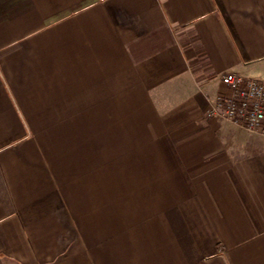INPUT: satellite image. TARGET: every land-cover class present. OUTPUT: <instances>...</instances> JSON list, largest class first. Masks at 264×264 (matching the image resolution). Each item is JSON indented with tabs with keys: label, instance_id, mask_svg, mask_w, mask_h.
Wrapping results in <instances>:
<instances>
[{
	"label": "crops",
	"instance_id": "0c3cea01",
	"mask_svg": "<svg viewBox=\"0 0 264 264\" xmlns=\"http://www.w3.org/2000/svg\"><path fill=\"white\" fill-rule=\"evenodd\" d=\"M226 70L264 79V0H0V264H264Z\"/></svg>",
	"mask_w": 264,
	"mask_h": 264
},
{
	"label": "built area",
	"instance_id": "2783aa9c",
	"mask_svg": "<svg viewBox=\"0 0 264 264\" xmlns=\"http://www.w3.org/2000/svg\"><path fill=\"white\" fill-rule=\"evenodd\" d=\"M220 79L230 93L216 95L206 112L207 117L227 119L264 136V79L234 70L221 72Z\"/></svg>",
	"mask_w": 264,
	"mask_h": 264
}]
</instances>
